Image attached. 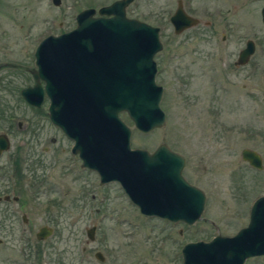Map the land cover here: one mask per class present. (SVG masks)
<instances>
[{"label":"rangeland","instance_id":"obj_1","mask_svg":"<svg viewBox=\"0 0 264 264\" xmlns=\"http://www.w3.org/2000/svg\"><path fill=\"white\" fill-rule=\"evenodd\" d=\"M110 1L0 0V59L30 66L33 48L45 34L73 28L78 11ZM176 3L134 0L127 12L159 27L162 48L154 58L165 122L143 132L126 112L120 115L131 128L132 147L152 151L165 142L184 155V177L205 192L201 216L192 224L149 216L119 183L100 184L98 174L71 154V142L51 126L45 106L32 112L22 98L19 87L30 78L29 70L4 68L0 130L10 131L11 146L0 158V172L5 170L1 183H7L0 193L20 194L32 228L47 224L53 233L45 239L29 235L33 250L27 260L19 213L0 212V264H183L185 242L232 235L247 224L250 204L264 195V26L258 2L183 0L185 10L200 22L179 33L168 19ZM247 38L255 41V51L248 62L235 65ZM23 135H28L20 152L23 177L18 175L20 185L13 189L9 159ZM244 147L261 154V168L242 158ZM92 225L90 239L86 229ZM96 250L103 252V260ZM243 264H264V255L250 256Z\"/></svg>","mask_w":264,"mask_h":264},{"label":"water","instance_id":"obj_2","mask_svg":"<svg viewBox=\"0 0 264 264\" xmlns=\"http://www.w3.org/2000/svg\"><path fill=\"white\" fill-rule=\"evenodd\" d=\"M131 1L113 0L97 14L93 7L83 8L73 28L43 37L35 50L34 75L45 79L49 118L74 139L72 149L101 183L117 181L143 214L192 224L201 216L205 192L182 174L184 155L166 143L153 151L131 147V128L120 115L126 112L143 132L162 126L166 117L154 58L162 48L159 27L127 17L125 6ZM170 20L176 32L197 22L181 5ZM254 50V40L247 39L236 63H246ZM37 87V99L35 88L22 91L34 104L42 98ZM7 146L8 139L0 135V150ZM241 156L254 167L263 165L255 149L244 147ZM95 227L86 229L88 238H94ZM52 233L53 227L43 224L36 237ZM94 255L105 257L100 250ZM257 255H264V195L253 201L247 224L234 234L189 240L181 247L183 264H243Z\"/></svg>","mask_w":264,"mask_h":264},{"label":"flooded vegetation","instance_id":"obj_3","mask_svg":"<svg viewBox=\"0 0 264 264\" xmlns=\"http://www.w3.org/2000/svg\"><path fill=\"white\" fill-rule=\"evenodd\" d=\"M60 1L61 0H59V3H60ZM113 1V0H112ZM134 1V0H133ZM133 1H131V2H129L126 6H125V14H126V16L127 17H130V15H128V10L130 9V4L133 2ZM255 1H257L258 2V8H257V12H258V16H259V19H260V22L262 23V25L264 26V12H263V10H264V0H255ZM52 2L53 3H55L53 0H52ZM111 2V1H110ZM109 2V3H110ZM59 3H57V4H59ZM109 3H106V4H109ZM56 4V3H55ZM106 4H103V5H106ZM103 5H100V6H98L97 8H95V7H93V8H95L96 9V12L94 13V14H97V10L101 7V6H103ZM179 5H181V7L184 9V11L187 13V14H189V15H191V16H194V17H196L197 18V22L196 23H194L193 25H190V26H188V27H185L184 29H182L180 32H182L183 30H185V29H187V28H189V27H191V26H194V25H196V24H198L199 22H200V18L199 17H197V16H195V15H192V14H190V13H188L186 10H185V8H184V4H183V0H177V3H176V6H175V9L173 10V12L168 16V19H169V21H170V23H171V25H172V27H173V31L175 32V33H179V32H176L175 31V29H174V26H173V24H172V22H171V20H170V16L174 13V11L176 10V8L179 6ZM205 24L206 25H210L211 24V22L209 21V20H206L205 21ZM76 25V24H75ZM72 28V27H71ZM71 28H69V29H64V30H62V31H60V32H58V33H47V34H45L43 37H45V36H47L48 34H59V33H62V32H64V31H67V30H70ZM223 36V38H225V34H222ZM42 37V38H43ZM41 38V39H42ZM41 39H39L38 41H37V43L35 44V46H34V48H33V51H32V64L30 65V66H27V65H25V63H23L21 60H16V59H10V58H5V59H0V74L2 73V69H13V68H22V67H24V69H28L29 70V77L30 78H27L28 79V81L26 82V83H24V85L23 86H20L19 87V91H20V94H21V96H22V98L25 100V102L27 103V104H29L30 106H31V108H32V112H34V111H36L37 113L39 112V110L41 109V107H43V106H45V108H46V110H45V113L47 114V116H48V119H49V123L51 124V126H53V127H55V128H58L59 129V131L61 132V134H63L64 135V137L65 138H67L70 142H71V144L69 145L70 146V152H71V154L72 155H74L75 156V158L79 161V165L81 166V167H83V168H87V169H91V168H89V167H87V166H84V165H82V159H81V157H80V155H79V152L77 151V150H73L72 148H73V146H74V139L73 138H71L59 125H57L56 123H54V122H52V120L49 118V113H48V106H49V103H50V99H49V97H48V95H47V93H46V90H45V79H43L42 77H40V76H38L37 78L35 77V75H34V73L36 72L37 73V70H38V65L36 64V57H35V50H36V47H37V45L39 44V42H40V40ZM247 39H249V38H247ZM247 39L245 40V44H246V41H247ZM252 39V38H251ZM245 44H244V46H245ZM254 44H255V41H254ZM243 46V47H244ZM256 46V45H255ZM242 47V48H243ZM240 51V50H239ZM239 51H238V53H239ZM255 51V50H254ZM254 53V52H253ZM237 56H238V54H237ZM251 57V56H250ZM236 60H237V58H236ZM236 60H234V64L235 65H239L240 63H236ZM249 61V60H248ZM247 61V62H248ZM4 73V72H3ZM5 76H7V74L6 73H4V74H2V75H0V87H3L4 86V84L3 83H6V80H3V79H7V78H5ZM8 81H9V79H8ZM10 83H11V81H9ZM8 82V83H9ZM37 86H40L41 88H42V98H41V101H40V104H34V103H31V102H29L25 97H24V95L22 94V91H23V89H26V88H28V87H30V88H35L36 90H34V91H32V96H35V98L37 99L38 98V95H37V93H38V87ZM6 88H9V86L7 85V86H5ZM33 109H34V111H33ZM34 115V114H33ZM33 117V116H32ZM26 123V122H25ZM27 123H29V122H27ZM40 122H30V124L31 125H35V124H39ZM26 131H28L29 133H30V131H31V127H30V129H27ZM0 135H3V137L4 138H6V139H8V146L6 147V148H4V149H1L0 150V158L10 149V146H11V140H10V131L9 130H6V129H1L0 130ZM26 137H28V135H23L22 137H20L19 138V142H18V144L15 146V149H16V151H14L13 152V154L12 155H10V157L12 158H10L9 159V161H11V164H12V167H13V173L10 175V181H11V183H10V185L11 186H13V189L14 188H16L17 186H19L20 185V182L18 181L19 180V176H21V178L23 177V173H22V171H23V159H22V156H21V154H20V152H21V148L23 147V146H25V138ZM161 143H165V142H161ZM160 144V143H159ZM159 144H157L154 148H153V150L159 145ZM169 146V145H168ZM170 147V146H169ZM171 148V147H170ZM172 149V148H171ZM152 150V151H153ZM178 152V151H177ZM248 162V161H247ZM263 164V163H262ZM2 167H0V169H1ZM70 168H71V166H70ZM18 170V171H17ZM91 170H93V169H91ZM183 170V169H182ZM16 171H17V173H16ZM93 171H95V170H93ZM18 172H19V174H18ZM96 172V171H95ZM97 173V172H96ZM17 174V175H16ZM98 174V173H97ZM4 175H5V170L4 171H1L0 172V188L1 187H4V186H6V182L5 183H1V181H2V179L4 178ZM19 175V176H18ZM99 176V175H98ZM6 179H7V176H6ZM6 179H5V181H6ZM3 182V181H2ZM99 182H100V178H99ZM112 182H116V181H112ZM106 183H108V182H106ZM118 183V182H117ZM100 184H102L101 182H100ZM103 184H105V183H103ZM34 185V184H33ZM7 190V188H4L3 190ZM5 190V191H6ZM36 191V189H35V187H34V192ZM33 192V193H34ZM37 196V194L35 193L34 195H33V197H36ZM25 203H26V201H24V200H22L21 198H20V194H17V195H15V194H13V195H10L9 193H3V194H1L0 193V212H2L3 213V215L5 216L6 215V213H9V212H11L12 214H17V213H19V215H20V217H21V221H22V223H23V226H21V228H20V234H19V237H20V239H25V246L23 247V249L24 250H26V252H25V254H26V259L28 260L29 259V255H30V251L32 252V250H30V246H28V241L30 240V238H29V235H31L33 232H34V235H35V237H36V233H37V231H38V229H39V227L37 226V227H35V230L32 228V225L30 224V220H32V216L30 217L29 216V211L27 210V208L25 207ZM251 205V204H250ZM9 208H10V210H9ZM250 209V208H249ZM10 214V213H9ZM0 226H1V222H0ZM2 235H0V243L2 242V237H1ZM37 238V237H36ZM38 239V238H37ZM27 240V241H26ZM28 247V248H27ZM24 264H28L27 262H25Z\"/></svg>","mask_w":264,"mask_h":264}]
</instances>
